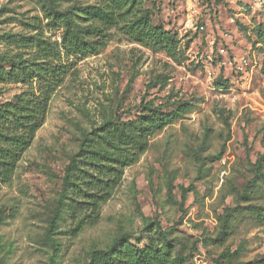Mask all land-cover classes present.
Returning <instances> with one entry per match:
<instances>
[{"label": "rangeland", "instance_id": "rangeland-1", "mask_svg": "<svg viewBox=\"0 0 264 264\" xmlns=\"http://www.w3.org/2000/svg\"><path fill=\"white\" fill-rule=\"evenodd\" d=\"M52 4L59 15L73 11L78 31L102 26L104 39L73 33ZM160 26L176 36L164 49L139 41L142 29ZM261 36L264 11L252 0H0V54L15 58L0 66L23 72L0 79V105L55 86L45 123L11 180H0V264H79L121 227L141 246L160 242L158 224L175 250L198 248L188 264H264ZM143 99L191 109L150 137L98 218L69 200L50 225L84 135L137 120Z\"/></svg>", "mask_w": 264, "mask_h": 264}, {"label": "trees", "instance_id": "trees-1", "mask_svg": "<svg viewBox=\"0 0 264 264\" xmlns=\"http://www.w3.org/2000/svg\"><path fill=\"white\" fill-rule=\"evenodd\" d=\"M51 10L56 18L61 16L69 30L76 35L98 33L104 39L105 33H103L102 26L90 25L84 31H78L73 27V11L68 10L59 15L55 4L51 5ZM149 12L145 13L146 20L149 19ZM116 16L110 9L104 13L106 22L112 23ZM135 25L140 24H128L126 27L133 29ZM142 30L144 33L142 32L139 41L150 45L154 50L162 49L161 44L176 38L175 34L164 30L161 26ZM261 39L264 41V36H261ZM87 46L88 43H85L79 47L83 50ZM164 47L168 49L170 46L166 44ZM171 51L170 53H172ZM8 61H15V58L0 54V62ZM21 64L22 62L18 61L19 69H21ZM15 68L7 71L0 66V79L23 74V72L22 74L15 73ZM262 72L264 74V62ZM54 90L55 86L50 84L39 94L34 93L25 98L20 97L16 104L0 105V180L4 182L11 180L17 162L32 145L37 131L45 123ZM142 105L143 112L137 120L122 121L121 123L108 121L84 135L79 151L72 157L66 168L63 188L50 225L65 211V207L70 204L69 200L74 212L90 209V214L94 218H98L102 203L111 198L114 189L121 181L124 168L135 162L145 151L150 137L165 126L182 118L191 109L189 101L178 102L176 107L166 110L164 109L165 103L155 104L153 99L147 102L143 99ZM113 150H124L128 155L123 158L116 157L112 154ZM257 164L260 166L261 161L258 160ZM257 176L264 178V171L258 170ZM182 189L183 200H185L188 189ZM230 213L231 211L227 210L225 222H227ZM158 229L162 240L157 242L151 238L147 244L141 246L143 241L141 235H133L121 227L118 235L108 247L94 249L90 259L79 264H188L198 248L196 247L191 254H185L180 249L175 250L168 234L160 224H158ZM132 239L136 242H132ZM215 264H219V258L215 259Z\"/></svg>", "mask_w": 264, "mask_h": 264}, {"label": "built area", "instance_id": "built-area-1", "mask_svg": "<svg viewBox=\"0 0 264 264\" xmlns=\"http://www.w3.org/2000/svg\"><path fill=\"white\" fill-rule=\"evenodd\" d=\"M252 3L257 6V8L264 11V0H252ZM201 28L203 29L204 27L201 26Z\"/></svg>", "mask_w": 264, "mask_h": 264}]
</instances>
